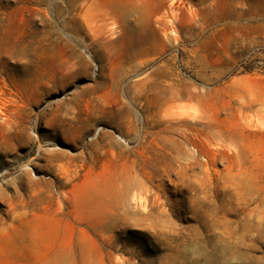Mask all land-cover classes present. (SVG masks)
Instances as JSON below:
<instances>
[{
    "label": "rangeland",
    "instance_id": "obj_1",
    "mask_svg": "<svg viewBox=\"0 0 264 264\" xmlns=\"http://www.w3.org/2000/svg\"><path fill=\"white\" fill-rule=\"evenodd\" d=\"M150 2L104 39L99 0H0V235L45 213L71 228L47 264H264V0H184L173 34Z\"/></svg>",
    "mask_w": 264,
    "mask_h": 264
},
{
    "label": "bare ground",
    "instance_id": "obj_2",
    "mask_svg": "<svg viewBox=\"0 0 264 264\" xmlns=\"http://www.w3.org/2000/svg\"><path fill=\"white\" fill-rule=\"evenodd\" d=\"M135 1L141 3L140 10L145 11L141 18L142 23L150 22L149 9L147 8L151 5L154 6L150 2L151 0H99L101 7L114 13L119 19L116 23L111 24L99 25L95 22L89 28L95 35L105 34L104 39L113 37L118 27L121 26L125 13ZM156 1L161 2V0ZM192 10V6L186 4L184 0H169L165 11L161 15H157L154 21L169 34H173L175 30L170 29L168 25L174 24V20L177 18L188 17ZM238 83H241V81H238ZM242 83L249 87L259 85L251 80ZM125 171L124 169L119 174L112 171H103L86 179L73 194L76 216L87 215L94 208L102 205L103 191L115 185L116 177H124L126 175ZM70 237L71 228L66 222L50 214H34L27 218H21L6 233L0 235V258L8 256L22 257L31 264H47L49 260L63 261L69 257L71 252ZM79 243L84 250L94 251V245L87 239L81 238ZM21 246L22 249L19 248Z\"/></svg>",
    "mask_w": 264,
    "mask_h": 264
}]
</instances>
